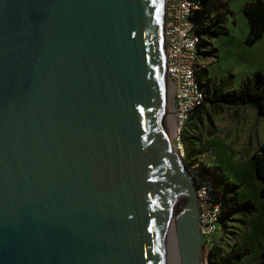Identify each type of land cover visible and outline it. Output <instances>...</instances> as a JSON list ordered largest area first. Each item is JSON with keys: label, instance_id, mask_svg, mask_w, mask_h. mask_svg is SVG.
<instances>
[{"label": "water", "instance_id": "obj_1", "mask_svg": "<svg viewBox=\"0 0 264 264\" xmlns=\"http://www.w3.org/2000/svg\"><path fill=\"white\" fill-rule=\"evenodd\" d=\"M161 14L0 0V264H168L170 184L180 262L201 264L195 188L162 135Z\"/></svg>", "mask_w": 264, "mask_h": 264}, {"label": "rangeland", "instance_id": "obj_2", "mask_svg": "<svg viewBox=\"0 0 264 264\" xmlns=\"http://www.w3.org/2000/svg\"><path fill=\"white\" fill-rule=\"evenodd\" d=\"M247 1L250 0H226L227 7L232 12V15H228V17H226L224 25L228 31L227 34L212 38V42L210 40L209 45L206 47L203 46L199 52L197 70L201 72L207 68V72L205 74L208 73L207 76L210 79L208 80L206 75L203 76L204 90L207 94V100L205 103L209 102L208 100L213 96L212 93H214V91H221L223 88L222 85H226L230 89L235 90L239 87V84H241L242 80L246 76H251L256 71H260L264 75V35L259 42L252 46L247 45L244 42L245 36L248 34V25L246 17L242 12V7ZM202 51H208V53L201 54ZM162 76H164V74H162ZM165 84L167 85L169 83L167 80L163 79L161 90L164 100L161 99V101L162 108L164 105L163 121H165V123L162 122V124H164V139L167 148V138H170L173 142L174 130L172 128L173 113L172 108L170 107L171 92L168 86L165 87ZM167 108L169 111L166 110ZM201 109H203V107ZM197 113L200 114L201 111L198 109ZM165 114H167L166 117ZM212 114H215V111H212L211 115ZM204 115L206 116L204 117V128H202L201 124L197 123V125H195L197 128L193 127V129H196L199 136H203V140H208L210 136L207 132H209L210 129L215 133L216 131L209 119V114H206L205 112ZM208 143L209 145H213V147L208 151L207 155L203 157V161L208 165H215L222 168L231 178L233 183L241 186L242 189L239 195L241 201L246 199L252 200L256 206V212L246 218L248 227L245 231L244 228L241 229V232L244 231V233H241L238 242L241 249L246 248L249 250V253L244 255L243 262L245 264H256L259 251H261L264 245L261 239L262 236H264V197L259 196L257 189L255 191L256 177L254 170H252L253 167L248 162L242 164L238 163V160L235 159L231 152L232 150L223 145V142L219 138H211ZM232 147L235 148L234 142H232ZM167 151L168 148L166 153H168ZM170 193L171 199L174 201V205L172 206L175 207V204H181L180 197H177L176 191L173 187L170 188ZM174 207H171V220L174 224L173 228L175 229L174 232L172 230L173 234L171 233V239L173 238L172 240L174 242L171 250L176 251L178 248L175 245L177 244L175 243V236L176 232H178L179 222ZM235 213H241V211L236 210ZM223 230L224 228H221L220 232L216 233L214 236L219 234V237L225 240L223 245L226 244V240L232 244L234 241L230 239L229 232H225V230ZM230 230H234V228H231ZM261 234L263 235L260 236ZM173 251L172 253L177 252Z\"/></svg>", "mask_w": 264, "mask_h": 264}, {"label": "trees", "instance_id": "obj_3", "mask_svg": "<svg viewBox=\"0 0 264 264\" xmlns=\"http://www.w3.org/2000/svg\"><path fill=\"white\" fill-rule=\"evenodd\" d=\"M200 4V8L195 11L193 16L198 24V34L200 35L198 55L201 48L208 46L212 38L227 34L228 31L224 26L226 17L232 15L227 7L226 0H200ZM242 12L248 25V34H246L244 42L252 46L264 35V0L247 1L242 7ZM206 53L208 51H202L201 54ZM205 73L206 69L201 72L198 70L201 80L200 85L203 89V76L206 75ZM222 87L221 91L216 90L212 93L213 96L209 98V102L229 105L250 103L257 108L259 115H264V75L260 71L254 72L251 76H246L235 90L224 91L228 86L222 85ZM206 100L207 94L204 104L197 107L194 112L198 109L201 111V108L206 104ZM191 116H189L181 133L186 148V162L189 164L198 163L200 174L210 180L214 194L222 209L221 227L224 228L225 232H229L230 239L234 241L231 244L226 240L225 245L215 244L211 247L208 250V264H245L242 258L249 253V250L237 248L236 240L241 234V229L248 227L246 218L256 212V206L252 200L241 201L239 185L233 183L222 168L208 165L199 158L201 149L196 148L194 145L199 141V138L191 134L193 127H196L191 123ZM251 159L255 163L254 174L261 182L258 194L260 197H264V141L258 146V150L251 155ZM236 210H240L241 213H235ZM231 228H234V230H230ZM261 239L264 244V236ZM259 257L258 264H264V251L260 252Z\"/></svg>", "mask_w": 264, "mask_h": 264}, {"label": "built area", "instance_id": "obj_4", "mask_svg": "<svg viewBox=\"0 0 264 264\" xmlns=\"http://www.w3.org/2000/svg\"><path fill=\"white\" fill-rule=\"evenodd\" d=\"M200 0H161V40L163 74L171 92L175 132L173 145L185 174L192 181L198 203L197 227L201 240V264H208V250L216 244L214 235L221 230V205L210 180L200 174L199 164L186 162L182 130L194 110L204 104L197 66L200 35L194 19Z\"/></svg>", "mask_w": 264, "mask_h": 264}, {"label": "crops", "instance_id": "obj_5", "mask_svg": "<svg viewBox=\"0 0 264 264\" xmlns=\"http://www.w3.org/2000/svg\"><path fill=\"white\" fill-rule=\"evenodd\" d=\"M205 69L207 72V68ZM207 75L208 73L206 74V76ZM207 79L210 80L208 76ZM229 89V87H226L224 91H227ZM212 111H215V114L211 115ZM205 112L206 114H209V119L214 126L216 133L210 129L209 132H207V134L209 133L210 137L208 138V140H203V136H199L196 129L191 130L192 136H197L199 138V141L194 143L196 148L201 149L199 158L203 160V157H205L208 151L213 147V145H209L208 141L211 138L217 137L223 142V145L232 150L231 152L235 159L238 160V163L242 164L248 162L252 165V170H254L255 163L254 160L251 159V155L258 150V146L264 141V115H259L257 108L250 103L229 105L225 103L208 102L205 104L200 114L197 113V111L193 112L191 116V123L193 125H197V123H199L202 125V128H204V117H206L204 115ZM232 142L235 143V148L232 147ZM255 179L256 191V189L258 190L259 185H261V182L260 180H257V178ZM241 189V186H239V194L241 192ZM245 230L247 229L244 228V231ZM244 231L241 233L243 234ZM240 235L241 234H239V237L237 239V248L239 249H241L238 244ZM262 235L263 234H261L260 236ZM214 239L216 241V244L223 245L225 241L224 239H221L219 237V234L217 236H214ZM261 251H264V245ZM261 251H259V254ZM259 260L260 257L258 255L256 264H258Z\"/></svg>", "mask_w": 264, "mask_h": 264}, {"label": "bare ground", "instance_id": "obj_6", "mask_svg": "<svg viewBox=\"0 0 264 264\" xmlns=\"http://www.w3.org/2000/svg\"><path fill=\"white\" fill-rule=\"evenodd\" d=\"M161 12H162V8H161ZM161 15H160V21H161ZM160 35H161V32H160ZM161 47H162V44H161ZM161 53H162V50H161ZM162 55L163 54H161V61H162ZM163 79L164 80H167L165 78V76H162V73H161V82H160L161 87H162ZM167 86L170 88L169 84H167L165 87H167ZM162 99H163V97H162ZM166 110H168V108ZM168 111H167V114H168ZM162 113H163V115H162V122L165 123V121H163V117H164V105H163V108H162ZM167 114H165V117H166ZM162 125H163L162 135L164 136V133H165V131H164V124H162ZM166 126H167V124H166ZM172 128H173V130L175 132L174 121L172 122ZM164 146H165V152H166V150L168 148V151L167 152H168V159L170 157V163H172V164H178L179 157H178L176 151L174 150L175 147H174L172 141L170 140V138H167V148H166L165 139H164ZM170 188H172L171 184L168 185V187H167V193L168 194H167V199L165 200V212H166V215H165V225H166V239H167V248H168L167 249L168 264H181L180 259H179L178 252H176L177 249H176V251L171 250L172 247H173V244H174V242L172 240L173 238L171 239V236H172L171 233L173 234V232H174L175 229L173 228V225L174 224L172 223V220H171V217H172L171 216V207L172 208L174 207V206H172V205H174L173 204L174 201H172L173 199H171ZM181 205L182 204H178V205L175 204V207H174L175 208V213L177 214L178 222H180ZM172 230H173V232H172ZM175 239H176V236H175ZM175 243H177V242H175ZM175 245L177 246V244H175ZM172 251L173 252H176V253H172Z\"/></svg>", "mask_w": 264, "mask_h": 264}]
</instances>
